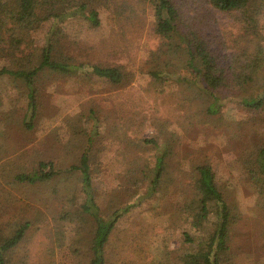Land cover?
Returning a JSON list of instances; mask_svg holds the SVG:
<instances>
[{"label":"rangeland","instance_id":"obj_1","mask_svg":"<svg viewBox=\"0 0 264 264\" xmlns=\"http://www.w3.org/2000/svg\"><path fill=\"white\" fill-rule=\"evenodd\" d=\"M175 1L184 18L207 36L222 63L229 64L234 54L231 40L241 29L236 17L206 0ZM135 7L133 18L118 17L113 8L103 9L99 26L80 18L60 22L63 54L76 63L119 67L125 75L122 84L41 75L37 126L31 130L21 120L27 106L24 87L16 86L10 73L0 77V235H14L17 226L31 222L23 240L10 249L11 259L14 264H89L91 234L72 229L57 240L53 214L63 205L43 207L40 188L24 190L11 183L13 172L37 169L41 159L67 167L87 158L98 205L105 212L124 210L114 219L106 264H158L166 245L176 251L174 257L183 258L195 249L201 235L209 237L218 208L216 197L204 193L210 219L203 223L202 234L191 216L182 213L184 206L180 208L198 205L192 169L206 162L212 165L236 219L229 264H264V197L241 172L250 168L249 152L242 156L239 149L253 144L264 147V111L254 119L240 103L264 91V71L244 89H236L217 115L202 118L199 101H188V91L150 75L156 64L152 52L160 39L152 11ZM259 25L264 33V10ZM8 38L0 31V41L7 43ZM14 68L11 57L0 56V70ZM89 107L102 119L99 134ZM164 144L172 146L170 171L162 178L160 191L147 195L155 175V156ZM68 186H75L72 178ZM28 191L34 192L31 198L24 196ZM85 200L81 193L78 203ZM48 208L54 212L43 213Z\"/></svg>","mask_w":264,"mask_h":264},{"label":"trees","instance_id":"obj_2","mask_svg":"<svg viewBox=\"0 0 264 264\" xmlns=\"http://www.w3.org/2000/svg\"><path fill=\"white\" fill-rule=\"evenodd\" d=\"M206 2L220 12L234 15L241 24L239 33L231 40L234 54L229 64L222 63L220 55L212 48L203 31L184 18L175 0H0V31L9 34L7 43L0 41V56H9L15 61V68L0 70V77L10 73L16 86L24 87L27 106L21 120L25 127L32 130L37 126V80L41 75L75 76L90 82L104 81L115 85L122 84L125 79L124 72L117 66L76 63L64 55L60 47L64 33L60 22L67 18H80L99 26L103 9L110 11L113 8L118 17L133 18L137 16L135 5L152 11L155 32L160 39V46L152 50L156 64L149 71L150 75L188 91V101L192 98L199 101L200 117L217 115L219 109L235 95L236 89H244L260 71H264V33L259 25L264 0ZM240 103L256 119L259 112L264 111V91L256 97L244 98ZM88 113L93 118L96 134H99L102 119L92 107H89ZM172 135H175L174 132ZM239 149L242 156L245 151L247 154L249 152L250 168L241 172L249 176L254 189L264 197V147L253 144L248 147L239 146ZM171 151L172 146L164 144L155 156V175L147 195L160 191L161 180L170 171ZM192 170V182L200 196L199 203L197 206L180 205V208L184 206L182 213L191 216L193 226L202 234L203 223L210 219L208 200L204 193L213 194L218 204L213 230L208 238L201 235L195 249L183 258L178 255L174 257L176 251L166 245L158 264H229L232 262L231 231L236 220L232 205L218 185L210 163L200 164ZM13 173L11 183L15 186H22L24 190L40 188L38 195L43 207H48V203H53L54 208L63 205L59 210L55 208L56 214H53L57 223V240L61 237L63 239L67 230L84 229L91 234L89 264H106V246L114 219L124 210L105 212L98 205L87 158L67 167H58L53 160L41 159L37 169ZM76 175H81V179ZM71 178L74 187L68 186ZM77 181L80 183L77 184ZM81 193L85 194L86 200L79 204ZM33 194L28 191L24 196L31 198ZM29 206L36 208L32 204ZM48 209L49 212L43 213L54 212ZM30 224L27 221L17 226L14 235H0V264H14L9 251L23 240ZM188 240L194 242L192 238Z\"/></svg>","mask_w":264,"mask_h":264}]
</instances>
